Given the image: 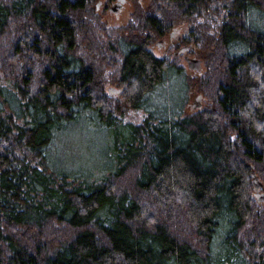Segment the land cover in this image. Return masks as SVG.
Segmentation results:
<instances>
[{
	"label": "trees",
	"instance_id": "1",
	"mask_svg": "<svg viewBox=\"0 0 264 264\" xmlns=\"http://www.w3.org/2000/svg\"><path fill=\"white\" fill-rule=\"evenodd\" d=\"M96 1L0 0V264H264V0H150L95 40L140 123L79 57ZM174 29L207 77L154 56ZM78 125L102 139L60 171Z\"/></svg>",
	"mask_w": 264,
	"mask_h": 264
},
{
	"label": "rangeland",
	"instance_id": "2",
	"mask_svg": "<svg viewBox=\"0 0 264 264\" xmlns=\"http://www.w3.org/2000/svg\"><path fill=\"white\" fill-rule=\"evenodd\" d=\"M126 1L127 3L124 5L123 9L121 10V13L116 16L111 13H108L106 10H104L102 5H99L100 1H96V3L93 4V7L90 8V9L94 8V11L92 12V14L90 13L91 10L89 9V11L84 13L81 21H79L80 24L87 27V30L84 31L83 34H81L80 36H77L78 37L77 43H78V48H79V57L80 58L84 57L87 60L88 64L92 66L93 70L95 71L97 70L99 74L101 73V77L102 78L104 77L103 79L105 81V85L101 84V86L104 87V90H106L107 92L110 87L115 89V92H111L109 96L112 98L110 100L112 101L113 104L117 102L120 103L118 108L121 109L122 111L121 112L122 122L123 123H140L143 119L144 113L126 109L125 104L121 102L120 100L119 92L116 91L118 87H116L115 85H110L114 81V79L110 80V74L113 73L112 69L102 68L104 65L107 64L106 62H104V60H108L109 62V60H113V57L108 52L104 54L103 51L100 52L98 48L96 49V47H92L93 42H95V40L97 39H100L106 36L111 38L112 37L111 34L113 35L121 34L119 33L120 31H118L117 29H121V28L123 29L128 26L130 16L135 13L134 10L138 3L143 8L149 7L151 3L150 0H126ZM110 30H117V31H110ZM179 34L180 32L173 34L174 38L172 39V41L177 39ZM169 35L163 37L167 44V47L165 49L158 51L157 48H155L156 46L155 44L157 42H160L161 39L153 43L151 47V51L154 54V56H157L158 58L166 57L167 59H170V57H174L173 55L174 52L180 49V48L174 47V50H171L170 48L171 44L169 42ZM88 46H90L91 49ZM194 50L195 49H192L189 52L190 57L199 59L200 57H198V55L195 54L196 52L193 53ZM177 61L183 66V61L181 57H179ZM187 71H188V74H190L191 76L193 75L197 76L196 73L188 69ZM201 72H202V76H206L205 66L203 64L201 66ZM198 95H200L202 99L201 107L203 104H205L206 100L203 98V95L199 92L198 93L194 92V94L190 96L189 105L187 107L189 111H194L190 108V106L195 103V98ZM201 107L199 109H201ZM95 135L96 134L93 132H89V133L87 132L86 134V126L78 125V128H76L74 132L72 133L70 132L66 134L65 136H63V138L60 141V145L61 146L64 145V147L66 145V148L64 149H67L68 153L64 155L65 158L62 157L59 160H53L54 163L56 162L60 166L59 170L60 171H71L73 169H76L75 165L68 164V162L72 163L71 161L73 160H77V163L75 162L77 166H79L81 163L86 161L85 157L88 156V149L86 147L87 139H94L95 141L100 138L102 139V137H99V136L94 137ZM111 144H112V141L110 142L108 141V143L101 142L97 144V146L99 149L101 148V150L106 151L108 150V148H111ZM61 154L63 156L64 153H61ZM261 192L264 194V190Z\"/></svg>",
	"mask_w": 264,
	"mask_h": 264
},
{
	"label": "water",
	"instance_id": "3",
	"mask_svg": "<svg viewBox=\"0 0 264 264\" xmlns=\"http://www.w3.org/2000/svg\"><path fill=\"white\" fill-rule=\"evenodd\" d=\"M119 2L123 3L124 0H118ZM120 5V3H119ZM112 10H114L112 8ZM176 30L174 29L171 32L170 38L173 36V34H175ZM162 42H157L156 45H158V47H160L162 44ZM190 51V47H185V48H181L180 50H178L176 53L177 55H184V59L183 62L185 64V66L187 67L188 70L196 73L197 75L201 74V60L200 59H195V58H191L189 57V55H187V53ZM175 53V54H176ZM201 96L198 95L195 98V103L192 104L190 106V108L192 110H199V108L201 107ZM253 176V180H252V187H254V198L255 200L259 203H264V194L261 192V189L263 188L261 181L259 180V178L256 177V175H254V173L251 174Z\"/></svg>",
	"mask_w": 264,
	"mask_h": 264
},
{
	"label": "flooded vegetation",
	"instance_id": "4",
	"mask_svg": "<svg viewBox=\"0 0 264 264\" xmlns=\"http://www.w3.org/2000/svg\"><path fill=\"white\" fill-rule=\"evenodd\" d=\"M119 3H120V5H119ZM127 3V1L126 0H124V2L123 3H121V2H119L118 0H113V1H110V2H108L107 0H100V4L99 5H102L103 6V8H104V10H106L108 13H111V14H113V15H119L120 13H121V10L123 9V7H124V5ZM112 8L114 9V10H112ZM171 35V34H170ZM170 35H169V42L170 41H172V39L174 38V35L170 38ZM160 42H162L161 44V46L160 47H158V45H156L155 46V48H157V50L158 51H161V50H163V49H165L166 47H167V44H166V41H165V39L164 38H162L161 40H160ZM180 50V49H179ZM178 51V50H177ZM176 51V52H177ZM176 52H174V54L176 53ZM190 52V51H189ZM189 52L187 53V55H189V57H190V54H189ZM173 54V55H174ZM175 55H177V53L175 54ZM181 58H182V61H183V59H184V55H179ZM183 66L184 67H186L185 66V64H184V62H183ZM186 69H187V67H186Z\"/></svg>",
	"mask_w": 264,
	"mask_h": 264
}]
</instances>
